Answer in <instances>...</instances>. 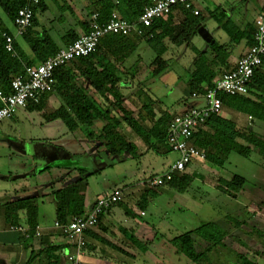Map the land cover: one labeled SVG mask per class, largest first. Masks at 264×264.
Returning <instances> with one entry per match:
<instances>
[{
    "label": "trees",
    "instance_id": "1",
    "mask_svg": "<svg viewBox=\"0 0 264 264\" xmlns=\"http://www.w3.org/2000/svg\"><path fill=\"white\" fill-rule=\"evenodd\" d=\"M26 2L27 0H0V7L7 17L13 20L17 9ZM149 3L150 0H95L93 6L89 9L87 19L76 23L73 28L67 30L66 35L68 39L66 44L79 35L89 32L91 29L90 15L92 12H97L98 22L108 20L113 10H116L122 17L128 20H134ZM44 9L45 0H38L34 4L30 25L22 36L28 43L32 56L26 55L15 41V55L5 50L2 33L10 32V30L0 18V90L6 94L12 91L10 80L13 76L24 72L27 66L45 60L60 48L57 47L49 35L31 30V25L37 23L35 13ZM216 9L218 11L219 7ZM213 16H215L214 19L220 23L221 27L228 34L229 42L227 44H219L216 40H213V42L207 41L209 51L213 53L211 55H208L206 51L197 50L193 45L191 46V49L195 51L197 56L192 62V69L188 72L187 76V85L190 93L195 91L197 94H202L214 79L219 77L222 72L228 71L223 70L220 65L222 66L226 62L225 59L230 54L233 44L244 40L248 48L253 42L252 25L247 30H241L235 24H232V26L224 25L231 20L228 17H224L222 13L221 16L217 14ZM201 21L202 18L199 13L194 14L190 9L177 5L168 14L155 18L149 26L143 27L141 35L135 33L131 35H121L118 33L105 34L100 38L94 52L79 56L68 64L55 68L52 72L54 79L52 90L43 93L38 102H29L25 108L39 109L45 96L49 92H55L65 105L59 107L50 117L60 118L69 131L79 129L85 133L88 139H98L103 145L104 151L108 154L116 158L120 157L123 153H127L132 158H138L142 154L135 141L127 139L124 130L120 129L122 123L145 143L148 150H156L159 146H165L168 151L166 143L167 125L171 117L177 113L172 114L163 109L160 110L157 116L153 110L152 101L145 103L141 98L140 101L129 98L130 104L136 108V116H134V110L125 104L126 98L124 99V95L117 87L119 68L110 58L101 60L96 55L101 50L106 52L108 50L114 58L121 59L125 54L130 53L134 49L136 43L145 41L155 52V57L147 64L139 76L140 83H143L164 70L168 65L167 59L163 57L164 52L167 50V45L163 39L168 37L175 45L185 43L189 41L193 33L197 32ZM77 61L83 65L82 68H79L80 75L88 77L89 83L95 92L94 96L82 91L77 85L75 77L71 74L69 65ZM261 65L254 69L248 82V94H221L222 106L224 105L245 113L254 120L264 121V72L260 68ZM256 90H261L263 93L257 94ZM96 117L104 119L105 122L97 131H94L90 128L93 119ZM203 126L212 127L213 132L206 131L207 135L205 136L201 128ZM236 138L243 139L244 144L238 143ZM191 143L205 152L204 160L208 163H213L214 167L221 166L231 151L243 157H250L252 152L259 156L264 155L263 137L256 136L250 130L240 131L232 121L221 118L218 113L210 114L197 127L196 131L192 134ZM81 181L78 180L62 188L53 189L52 197L54 199L56 221L64 223L71 219L72 216L85 212L84 198L80 193ZM245 182L246 179L242 175L235 173L228 179L219 177L216 187L222 193L236 196L243 189ZM143 186L147 188V193L150 189H156L155 187H148L145 183ZM192 186L193 176L188 172H184L174 175L157 188L166 187L178 193H183L192 189ZM157 193H159L157 190H153L148 193L149 195L147 194V197L146 195H142L140 200H137L138 207L142 210L145 209L146 205L156 197ZM4 207L5 218L13 225L18 224V218H16V215L12 211L24 208L29 226L25 231L27 235L22 231L21 233L22 235L29 236L35 232L37 203L34 197L8 202L4 204ZM256 209L259 210L260 206H257ZM226 220L235 226L243 223V221L241 222L232 216H226ZM191 233H195L206 242L202 251H198L195 248ZM249 233L259 243L264 245V234L260 229L252 227V231ZM257 236L260 238L257 239ZM224 238L225 233L218 224L213 221H205L194 227L190 232L185 231L172 237L169 241L175 251L185 255L194 264H214L209 258L208 253L215 252L217 254L220 248L231 251L233 254V257H231L238 264H264V255L260 262L252 261L244 254L235 252L227 246ZM132 241L138 247L133 239Z\"/></svg>",
    "mask_w": 264,
    "mask_h": 264
},
{
    "label": "rangeland",
    "instance_id": "2",
    "mask_svg": "<svg viewBox=\"0 0 264 264\" xmlns=\"http://www.w3.org/2000/svg\"><path fill=\"white\" fill-rule=\"evenodd\" d=\"M244 1L227 0L229 12L233 11V15L230 18L231 21L224 25H240L243 21H251L257 6ZM251 1L254 3V0ZM209 4L213 5V3ZM217 15L221 16V13L217 11ZM223 16L228 17L229 14ZM207 20L209 21L207 24L208 34L211 39L220 42V36L227 37L223 28L216 27L218 25L212 21V18H207ZM163 41L167 45V50L163 54V57L168 61L167 67L143 83H140L138 79L140 70H132L130 77L132 83L128 89L133 92L128 91L126 105L131 103L129 98L140 101L141 97L143 99L147 97V100L153 101L154 108L158 107L160 110L165 109L172 112L179 111L184 106L189 107L197 100H203L201 96L195 97L190 94L187 76L192 69V62L197 56L191 46L193 45L199 51H204L207 42L198 32L193 33L189 41L180 45H175L168 37ZM243 41L241 40L239 43ZM237 45L238 43L234 44V46ZM130 56L131 59L133 56H139V60L137 57L134 58V61L142 70L155 57V52L145 41H140ZM45 110L46 108H42V112H40L19 108L15 113L14 120L9 118L0 122V132L3 133L0 135V171L9 170L11 174L10 180L7 182L0 181L1 185L5 184L4 186L10 188L23 187L22 191L28 190V193H33L38 189L48 191L51 187L54 189L63 187L68 179L73 178L71 174L67 177L62 173L63 163L49 162L45 158L38 157L36 153L42 149L54 150L59 153L61 147L77 151L80 147L60 119L46 120L43 117ZM255 121L258 125L254 131L264 134V123ZM81 133L83 134L82 130ZM96 140H83V142L89 147H99L101 143ZM138 140L140 139L138 138ZM139 142L141 143V141ZM176 155L173 151H166L159 156L158 160L160 161L156 167L171 163ZM100 158L101 173L85 178L87 193L94 194L100 189L110 188L113 185L120 186L119 183L132 181L140 169L145 168V164L149 160L148 156H145L139 161L126 158L116 162V157L106 151ZM43 165H46L47 168L39 173L37 170ZM224 169L231 175L236 173L246 179L243 189L236 196L216 191L218 189L213 188L214 186L210 182L213 181L212 177L207 176L204 179L199 177L193 179L192 189L181 194L174 193L170 197L163 193H159L160 195L157 193L158 196L156 195L152 200L154 205L150 204L147 207L148 210L150 208L149 212L140 218L148 221L149 230L151 227L154 229L156 234L154 239L152 242L148 241L146 240L147 236L142 234L131 236L139 247L136 246L138 252L143 256L138 259L137 264H194L185 255L175 251L173 245L168 242L170 240L168 238L185 231L190 232L192 228L205 221H213L219 225L225 233L226 245L232 250L244 254L252 261H261L264 255V245L259 243L249 232L252 231V227H255L264 234V155L259 156L252 152L250 157H243L232 152L228 161L224 163ZM215 170H219V168H215ZM52 206L50 203H45L43 207L49 209ZM257 206H260L259 210L256 209ZM226 216H232L243 223L235 226L226 220ZM190 235L194 240L195 248L202 251L206 242L195 233ZM135 254H137V250ZM208 256L214 264H238L232 258V252L225 248H220L217 254L215 252L208 253Z\"/></svg>",
    "mask_w": 264,
    "mask_h": 264
},
{
    "label": "crops",
    "instance_id": "3",
    "mask_svg": "<svg viewBox=\"0 0 264 264\" xmlns=\"http://www.w3.org/2000/svg\"><path fill=\"white\" fill-rule=\"evenodd\" d=\"M93 2H95V0H45V9L43 11H37L35 13L37 23L35 25H31V30L33 32L49 35L57 45V47H62L66 44V41L68 39V36L66 35L67 30L73 28L76 23L83 22L87 19L89 15V9L93 6ZM226 2L227 0H225L224 2L222 0H192L193 7L199 11V15L202 18V21L199 23L198 28L202 26L208 32L209 27L207 24L209 23V21L207 20V18H212V21L218 25L216 27L222 28L220 23H218V21L214 19L215 16L213 15L217 14L216 8L219 7L218 11H221L223 15L229 14L228 17L231 18V16L233 15V11L229 12V8ZM244 2L255 4L257 7L251 21H243L241 23L242 25L237 24V27L241 30H247L252 25L255 16L259 12L264 10V0H254V3L251 0H245ZM209 3H213V5H210ZM0 18L3 20L8 29L13 32V22L7 17L1 7ZM227 37L225 35L220 36V42L218 43L227 44V42H229V37L228 39ZM15 42L26 55L32 56V51L28 43L23 39L22 36H17L15 38ZM239 42H237V46H234V44L232 45L230 54L225 59L226 62H224L222 66L220 65L223 70H229L233 68L239 56L246 50L247 45L245 41H243L242 43ZM136 45L137 43L135 44V47ZM206 45L207 46L204 48V51H206L208 55L213 54L211 53V51H209V44L207 43ZM101 51H99V53L96 55L97 57L101 58V60L110 58V60L114 61L116 66L119 68V79L117 82V87L124 95V99L126 98L127 100L128 91L133 92L132 90L128 89V87L132 83L130 81L132 70H140L138 73L139 79V76L145 69V67L141 70L137 62L134 61V58L137 57L139 60V56H133L131 59L130 53L132 51L125 54L121 59L114 58V56L108 50L107 52ZM82 67L83 65L78 61L69 65L71 74L75 77L77 85L81 88V90L89 93L91 96H94L95 92L93 87L89 83L88 77L80 75L79 68ZM260 68L264 72V61ZM256 92L257 94L263 93V91L261 90H256ZM141 99L145 103L152 101L147 100V97H144V99L141 97ZM202 104L203 100H197L191 106ZM62 105L65 104L57 96V94L55 92H49V94L45 96L39 109H24L28 111L38 110L42 112V108H46L45 112L43 113V117L46 120H53L60 119L51 118L50 115ZM128 107L134 110L133 115L136 116V108L131 104H129ZM152 107L156 115L158 116L160 109L158 107L154 108L153 103ZM189 107L184 106L183 109H180L179 111H172L171 113H180ZM218 114L221 118L229 119L230 121H232L236 128H238L240 131L250 130L256 136L264 138L263 133L254 131V128L257 127L258 123H256L254 119L250 118L245 113L239 112L235 109L223 105ZM14 117L15 115L11 118V120H14ZM61 122L64 124L62 120ZM104 122V119L96 117L93 119L90 129L97 131V129L101 127ZM260 122L264 123V121ZM201 128L203 131L202 133H205V136L207 135L206 131L213 132L212 127L209 128L208 126H203ZM120 129L124 130L127 139L135 141L138 149L142 153L140 157L133 159H138L139 161L142 160L143 157L148 156L149 160H147L148 162L145 164V168H141L138 174L133 177L132 181L122 182L118 184H121L120 186H123L125 188L124 196L121 202L116 203L108 208L102 215H100L99 220L95 224V226L84 232L86 244L84 252L80 255L82 264H137V262L139 261L138 259L142 258L143 256L138 252V248L133 243L131 236H140V234H142L143 236H147L146 240L152 242L156 235L152 227L149 230L148 221L140 219L141 217L146 215L147 212H149L150 208L148 210L147 207L152 204L153 201H150L146 205L145 209L142 210L138 207L137 200H140V197L142 195H146L147 197L149 195L148 193H150V191L152 192L153 190H157L160 194L163 193L164 195L170 197L174 193L181 194L166 187L150 189L147 193V188L143 186V182L145 181V179L148 176L164 171L172 163H166L161 167H156L158 162L160 161L158 160L159 156L164 154L167 151V148L165 146H159L158 148L156 147V150H148L145 143L141 140H138L139 137L136 136L128 127H125L123 123L121 124ZM78 130L70 131L73 139L76 140L80 145L77 151L68 150L67 148L61 147L59 153H57L58 151L56 152L54 150L43 149L36 153L38 157L45 158V160L49 162L63 163L62 173L67 175V177H69L70 174L73 176V178L67 180V183L64 186H67L78 180H82L80 182L82 184L80 193L84 198V210L87 211L98 196L112 190L114 187H117V185H113L112 187L106 189H100L94 194H92L91 192L87 193L88 189L85 178L86 176L89 177L91 175L101 173L102 169H100L101 165L99 163L101 162L100 157H102L104 153V147L102 144L99 146L100 148L93 146L89 147L88 145H85L83 140L91 141L92 139H88L85 136V133L82 134L81 130ZM1 134L3 133L0 132V135ZM96 141L100 142L98 139ZM139 141H141V143ZM236 141L238 143L244 144L243 139L236 138ZM232 152L234 151H231L227 155L224 163L228 161V157H230ZM126 158L132 157H130L127 153H123L120 157L115 158V161H122ZM41 161L44 162L43 159H41ZM224 163L219 167H214L212 165L213 163L211 162L208 163L205 160L193 159L190 163L187 164L186 172L190 173L193 176V179H198V177L204 179L206 176L209 178L212 177L213 181L210 182H212V185L214 186L213 188H217L216 181L219 177L227 179L232 177V175L224 169ZM46 168L47 166L43 165L37 171L41 173V170H45ZM215 168H219V170H215ZM10 175L11 174L9 170H1L0 181L7 182L8 180H10ZM199 181L201 182V180ZM205 182L206 186L208 187V183L206 180ZM4 185L5 184L1 185L0 183V264H64L65 254L69 249V244L64 240L61 232L54 226V222L56 221L55 205L54 199L52 197V191L54 187H51L48 191L38 189L37 192L28 193V190L22 191L23 187L10 188ZM31 197H34L37 203V210L35 214V224L37 228H35V231L37 230L38 234L34 232L29 236H25L21 233L22 228L27 229L29 226L27 223L25 209L21 208L17 209L16 211H12V213L16 215V218H18V224L13 225L5 218L4 204L18 199ZM45 203L52 204V208L50 207L49 209H46L45 207H43L45 206ZM141 212L143 213L141 214ZM168 242L170 243V241ZM135 249L137 250V254H135Z\"/></svg>",
    "mask_w": 264,
    "mask_h": 264
},
{
    "label": "built area",
    "instance_id": "4",
    "mask_svg": "<svg viewBox=\"0 0 264 264\" xmlns=\"http://www.w3.org/2000/svg\"><path fill=\"white\" fill-rule=\"evenodd\" d=\"M38 0H27L19 7L12 20L13 32H3L4 48L15 55L14 41L23 36L33 14V6ZM182 5L194 14L199 13L193 7L192 0H150L134 20L122 17L113 10L108 20L98 22L97 12L90 15V30L58 48L45 60L27 66L25 71L13 76L10 80L11 92L0 90V122L12 118L17 109L25 108L29 102H38L40 96L52 90L54 79L52 72L58 66L68 64L79 56L94 52L100 38L108 33L121 35L142 34V28L149 26L155 18L168 14L174 6ZM252 44L239 56L234 67L214 79L202 94L192 91V96H201L202 105L191 106L171 117L167 125L166 143L169 151L175 152L176 158L162 172L146 178L148 187H160L174 175L186 172V166L193 159L204 160L205 152L191 143L192 134L197 127L212 113H219L222 108L221 94H248V82L254 69L264 59V10L259 12L252 22ZM125 188L114 187L98 196L92 206L83 214L72 216L67 222L55 221L54 226L61 232L69 244L64 264H82L80 255L84 252L86 240L84 232L98 222L112 205L123 199ZM143 213V212H141ZM13 227V226H11ZM37 228V227H36ZM25 233L26 229L21 230ZM38 234L37 230L35 231ZM26 234V233H25ZM27 235V234H26Z\"/></svg>",
    "mask_w": 264,
    "mask_h": 264
},
{
    "label": "water",
    "instance_id": "5",
    "mask_svg": "<svg viewBox=\"0 0 264 264\" xmlns=\"http://www.w3.org/2000/svg\"><path fill=\"white\" fill-rule=\"evenodd\" d=\"M197 32H198V34L207 42V41H210V42H213V39H211L210 37H209V34H208V32H207V30L204 28V27H199L198 29H197Z\"/></svg>",
    "mask_w": 264,
    "mask_h": 264
}]
</instances>
